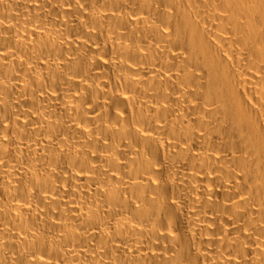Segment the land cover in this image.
<instances>
[{"label":"bare ground","instance_id":"obj_1","mask_svg":"<svg viewBox=\"0 0 264 264\" xmlns=\"http://www.w3.org/2000/svg\"><path fill=\"white\" fill-rule=\"evenodd\" d=\"M0 264H264V0H0Z\"/></svg>","mask_w":264,"mask_h":264}]
</instances>
